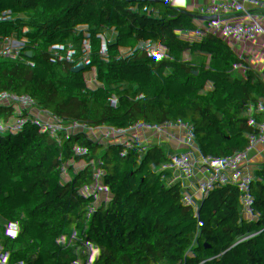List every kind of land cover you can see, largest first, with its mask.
Segmentation results:
<instances>
[{"label":"trees","instance_id":"16d2710c","mask_svg":"<svg viewBox=\"0 0 264 264\" xmlns=\"http://www.w3.org/2000/svg\"><path fill=\"white\" fill-rule=\"evenodd\" d=\"M235 1L264 62V0ZM231 22L213 0H0V85L45 96L61 92L71 103L119 118L186 114L232 137H254L228 92L164 58L235 67L243 76L244 52ZM31 107L0 113L1 245L51 263L142 252L156 264H216L208 242L233 224L215 202H195L205 193L182 170H146L159 161L157 144L105 133L93 116L59 106L54 109L68 117L64 131L44 130L27 116ZM60 169L70 177L67 194ZM46 175L52 199L42 207H34L38 192L12 197V181L41 186ZM108 177L127 181L129 190L85 189ZM51 209L55 224L48 222Z\"/></svg>","mask_w":264,"mask_h":264},{"label":"built area","instance_id":"2783aa9c","mask_svg":"<svg viewBox=\"0 0 264 264\" xmlns=\"http://www.w3.org/2000/svg\"><path fill=\"white\" fill-rule=\"evenodd\" d=\"M13 1L19 4L21 0ZM213 7L232 18L230 30L237 42L241 44L249 34L250 25L238 11L234 1L213 0ZM164 58L182 74L202 80L215 90L228 92L239 107L241 121L254 132V137L249 135L241 138L232 137L225 129L209 127L202 120L192 121L186 114L173 115L170 119L152 115L133 116L126 119L124 128H115L112 134L125 139H137L141 132L146 135L151 132H164V136L157 143L158 147L178 150V153L169 154L159 159L157 164L147 166L146 170L152 173H164L173 167L188 174L195 183L196 178L215 176L221 169L227 170L235 183V190L229 202L231 205L229 218L233 224V230L222 232L210 239L207 245L210 258L216 264H264V248L256 247L248 240L250 225H256L264 230V62L255 63L256 71H252L245 63V82L249 87L239 90L235 89L234 84L243 80L235 67L220 68L189 63L170 56ZM250 90L256 92V110L249 104ZM0 93L22 95L32 104L34 110L56 113L58 117L56 129L59 131H64L68 117L61 116L54 109L55 106L67 108L79 114L91 115L102 125L105 121L117 118L114 115L97 113L71 103L61 92L45 96L39 92H25L12 86L0 85ZM105 147H109V143H106ZM198 148H202L203 151L195 152L194 150ZM57 173L61 176V191L67 194L70 177L63 169L58 170ZM98 185L105 186L111 193L120 194L129 190L127 181L111 177L101 178L95 185L85 189L93 191ZM11 186L12 197L27 192L26 194L35 198L34 193L38 192L37 196L45 203L52 199V179L49 175L43 177L41 186L33 179L14 180ZM195 202L206 206L209 201L198 197ZM57 216L56 209H51L48 214L49 224L51 219ZM78 237L77 232L70 234L73 242H77ZM0 264L79 263H51L40 257L28 259L12 248L0 244ZM89 264H156V260L139 252L123 257L100 256Z\"/></svg>","mask_w":264,"mask_h":264},{"label":"crops","instance_id":"0c3cea01","mask_svg":"<svg viewBox=\"0 0 264 264\" xmlns=\"http://www.w3.org/2000/svg\"><path fill=\"white\" fill-rule=\"evenodd\" d=\"M238 11L242 13V6L239 2L233 0ZM241 49L244 52L243 65L247 63V66L256 71L255 63L262 61V52L258 43L257 35L254 29L250 26L248 36L242 41ZM242 82L234 84L235 89L244 90L249 87L245 82L246 75H240ZM264 79V78H263ZM255 91L250 90L249 104L254 110L257 109L255 102ZM31 105L32 104L22 95L14 93H0V113L2 111L8 110L10 108ZM27 116L29 119L38 127L44 130L56 129L58 126V117L56 113L50 112H40L36 111L31 107ZM127 118L117 117L114 120L105 121L103 127L105 133H113L115 128L122 129L126 125ZM168 132L166 131V134ZM113 135V134H112ZM164 136V132H151L146 135V133L141 132L138 134L137 140L147 141L150 143L157 144L159 140ZM195 152H202V148L194 150ZM169 153L159 152V159H163ZM75 169V168H74ZM195 184L199 189L205 193V197L209 200L215 202L217 205L222 207L223 211L227 213L228 216L231 215V205L229 204L231 195L235 190V183L227 170L221 169L215 176H204L196 178ZM54 213V212H52ZM58 216L51 219V223L55 224L57 222ZM248 240L251 244L259 248H264V230L256 225H250L248 232Z\"/></svg>","mask_w":264,"mask_h":264},{"label":"water","instance_id":"95a60500","mask_svg":"<svg viewBox=\"0 0 264 264\" xmlns=\"http://www.w3.org/2000/svg\"><path fill=\"white\" fill-rule=\"evenodd\" d=\"M132 3H136L137 0H131ZM104 60L107 62L108 66L111 68L112 64L110 63V61L108 60V57L105 55L104 56ZM155 149H157L158 152H163V153H169V154H174V153H178V150H168V149H162L158 146L154 147ZM264 171V170H263ZM45 204L43 199H39L36 203H34V207L35 208H40Z\"/></svg>","mask_w":264,"mask_h":264},{"label":"rangeland","instance_id":"374dc122","mask_svg":"<svg viewBox=\"0 0 264 264\" xmlns=\"http://www.w3.org/2000/svg\"><path fill=\"white\" fill-rule=\"evenodd\" d=\"M99 119H101V117H99ZM116 119V118H115Z\"/></svg>","mask_w":264,"mask_h":264}]
</instances>
